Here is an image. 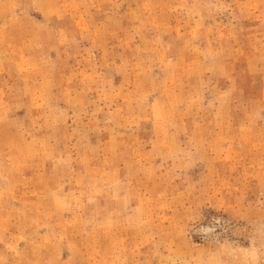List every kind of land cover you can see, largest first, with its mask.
Returning a JSON list of instances; mask_svg holds the SVG:
<instances>
[{
  "label": "rangeland",
  "instance_id": "rangeland-1",
  "mask_svg": "<svg viewBox=\"0 0 264 264\" xmlns=\"http://www.w3.org/2000/svg\"><path fill=\"white\" fill-rule=\"evenodd\" d=\"M0 264H264V0H0Z\"/></svg>",
  "mask_w": 264,
  "mask_h": 264
},
{
  "label": "bare ground",
  "instance_id": "bare-ground-1",
  "mask_svg": "<svg viewBox=\"0 0 264 264\" xmlns=\"http://www.w3.org/2000/svg\"><path fill=\"white\" fill-rule=\"evenodd\" d=\"M206 230H208V229H206Z\"/></svg>",
  "mask_w": 264,
  "mask_h": 264
}]
</instances>
